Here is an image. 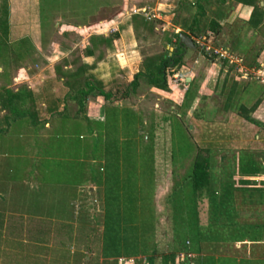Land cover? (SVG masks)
<instances>
[{"label": "rangeland", "instance_id": "obj_1", "mask_svg": "<svg viewBox=\"0 0 264 264\" xmlns=\"http://www.w3.org/2000/svg\"><path fill=\"white\" fill-rule=\"evenodd\" d=\"M234 1L220 4L210 0L205 4V15L197 17L201 31L190 36L184 25L189 23L192 9H178V0H4L8 10V47L5 63L0 62V87L31 88L39 93L36 100L48 105L52 96L64 92L56 81L55 66L62 71L83 66V76L96 86L85 102L88 119L101 117L105 106L118 103L114 99L124 89L128 91L127 98L116 106L131 107L145 122L150 113L156 114L158 124L162 123L160 115L168 114L164 119L172 120L170 116L175 114L183 128L187 126L192 148L184 159L163 167L162 181L154 190L151 205L161 213L159 220L164 225L162 202L173 182L171 176L175 174L178 178L188 170L198 146L209 147L206 153L210 163L209 190H215L218 198L225 189L223 185L232 189L239 167L251 170L260 167L253 179L256 184L264 179L263 28L257 34L253 33L254 29L240 30L237 45L231 49L242 58V65L259 67L263 71L259 77L255 71H247L244 77L237 64L195 48L180 56L179 68L191 77L187 90L182 84L166 80V76L165 90L151 87L141 75L136 79L134 90L128 86L132 75L144 72L146 65L171 54L174 57L171 43L176 42V32L186 33L191 39L207 38L204 29L208 19L225 16ZM173 20L177 22L174 25ZM229 24L221 25L223 32ZM167 26L177 30L168 31ZM105 32L107 36L115 34L111 42L107 46L99 44L91 56L84 55L88 34ZM222 37L212 35L210 43L230 47V38L223 42ZM12 45L18 48L20 56L15 54ZM166 73H170L168 67L164 68ZM46 86L53 88V92ZM97 89L109 92V99H104ZM66 108L71 116L76 104L67 101ZM2 114L0 111V264H65L64 249L84 250L90 226L101 225L99 218L98 222L91 221L86 213L83 228L73 225L70 231L66 227L76 222L72 219L73 208L67 206L73 192L75 195L81 192L74 200L79 207L102 211L100 188L88 183L102 180L100 164L92 166L88 158L93 155L83 154L79 148L88 138L89 130H96L98 124L77 125L76 119L63 117V122L53 120L49 129L42 124L28 129L19 122L6 125ZM79 134L82 140L77 138ZM88 191L94 200L93 206L90 197L84 195ZM260 195L261 203H258L257 195L235 190L234 198L231 197L232 210L234 206L237 208L234 213L230 217L215 215L216 223L231 221L232 224L220 225L216 232L204 226L212 219L211 208L207 193L200 197L198 217L204 226L203 232L198 237L200 240L192 235L194 238L190 236V241L193 247L205 249L200 247L203 250L197 254L201 255L193 259L196 264L201 258L205 264H264V231L259 243L248 240L251 229L248 230V225H264V192ZM232 227L240 231L242 240L232 241L228 237ZM218 232L227 238L219 240L224 245L216 242L221 239ZM188 241V238L184 241L187 252L190 251ZM165 242L166 238H160V243ZM92 243L93 251L99 245L96 236ZM92 259L89 262L94 264Z\"/></svg>", "mask_w": 264, "mask_h": 264}, {"label": "trees", "instance_id": "obj_2", "mask_svg": "<svg viewBox=\"0 0 264 264\" xmlns=\"http://www.w3.org/2000/svg\"><path fill=\"white\" fill-rule=\"evenodd\" d=\"M215 1L225 2V0ZM235 1L251 7L246 21L243 22L234 18L223 32L218 22L214 18H209L204 29L205 33L210 31L213 38L220 34L230 38L229 49L236 47L240 32L244 28L251 27L255 30L263 25L260 0ZM209 2L210 0H195L193 3L178 0V9L193 10L190 14L189 23L186 25L181 23L190 36L201 31V23L197 17L205 15V4ZM7 14L6 3L2 0L0 2V62L2 64L5 63L4 58L8 47ZM176 23V21H172L173 25ZM179 32L174 34L176 42ZM114 35H89L88 44L83 50L84 55H92L94 48L99 44L107 46ZM13 48L15 54L20 56L21 53L17 51L18 48L14 46ZM181 50L178 48L174 54H178ZM171 57H161L157 62L146 65L144 72H135L128 84L129 88L135 89L136 79L141 75L151 87L165 90L167 86L164 68L168 67L169 72L172 73L179 69L182 64L180 55ZM55 68L56 81L64 89L60 96H52L51 102L47 105V102H43V100H36V94L39 93L34 92L31 88L19 86L16 90H12L0 87V111H3L1 118L6 121V125L19 122L20 125H24L28 129H35L40 124L44 126L45 123H48L49 129L53 120L63 122V117L76 119L77 125L82 122L98 124L96 130H89L88 138L79 144V148L81 153L90 152V155H93L91 158L87 157L92 166L100 164L98 170L102 174V180L99 182L92 180L88 183L97 186L98 189L100 188L102 211L98 213L93 207L91 209L84 206L79 207L74 201L77 196L73 192L67 206L73 208L74 218L72 219L74 222L76 219V222L68 223L66 227L70 231H72L73 225L77 229L83 228L85 226L84 220L87 217L86 213L91 221L96 222L99 218L101 225L90 226L87 234V245L84 250L76 248L69 251L64 249L65 264H92L89 262L92 258L94 264H118L119 257H132V264H153L155 258H159L161 264H174L177 252L183 251L185 255L189 252L200 253L202 246L193 247L190 236L194 235L197 240H200L204 226H210L213 232H216L220 225L232 224L231 221L226 224L216 223L215 215L221 213V215L226 214L228 215L226 217H230L229 215L234 213L233 211L237 208L234 206L232 210L231 197L234 196L235 190H246L249 196L257 195L260 199L261 192H264V179L260 184H256L253 179L260 172V167L254 170L249 167H239L232 189L225 184L223 185L225 189H222L220 197L215 196V190H209L210 163L206 154L209 147L198 146L191 156L188 170L178 178L175 174L171 176L173 182L167 189L162 202V216L165 222L162 225L161 220H159L161 213L152 207L151 199L157 185L162 181L163 167L166 165L170 167L176 163L177 159L179 161L184 159L192 148L187 126L183 128L175 114L170 116L172 120L164 119L168 114L160 115L161 120L159 122L162 123L158 124V120L155 119L156 114L150 113V118L145 122L142 115L131 107L113 105H107L103 108L102 120H90L85 115V102L88 95L96 89V86L90 82L88 77L83 76V66H78L73 71H62L57 66ZM187 85L189 84L187 83ZM46 87L53 92V88ZM127 92L124 89L121 94L122 97H125ZM97 93L102 95L104 99L110 97L109 92L97 89ZM67 101L76 104L75 111L71 116L66 112ZM72 123L77 126L74 121ZM81 136L82 134H79L77 138L82 140L83 136ZM168 171L169 174H172L171 168ZM206 193L212 219L206 225L201 226L198 217V204L200 197ZM84 195L90 199L92 197L89 191L88 193L85 192ZM87 198L83 197L84 200L89 201ZM93 202L92 198V206ZM258 203H261V199L258 200ZM76 208L78 209L75 213L74 209L76 210ZM249 229V242L259 243V236L264 231V225L253 223L248 225ZM69 232L65 234L68 236ZM239 232L237 228L232 227V233L228 237L232 238V241L242 240V234ZM217 235L221 237L216 241L218 243L219 240L227 239L220 236L219 232ZM94 236L98 238L99 245L96 246V250L92 251ZM160 238H166V242L160 243ZM186 238L190 243L188 246L190 251L188 252L187 246L184 245ZM219 244L224 245V243ZM187 260L191 259L187 258Z\"/></svg>", "mask_w": 264, "mask_h": 264}, {"label": "crops", "instance_id": "obj_3", "mask_svg": "<svg viewBox=\"0 0 264 264\" xmlns=\"http://www.w3.org/2000/svg\"><path fill=\"white\" fill-rule=\"evenodd\" d=\"M184 1H187V2H190V3H193L195 0H184ZM218 3H222V2H219V1H217ZM226 2H227V0H225V2L223 3V4H226ZM235 3L233 4V6L231 7V9H229L227 12H229V13H227L225 16L223 15V16H219L217 19H216V21L218 22V24L221 26V25H223L224 23H227V24H229L234 18H238L239 20H241V21H246L247 19H248V17H249V13H250V10H251V7L250 6H248V5H242V4H240V3H237L236 1H234ZM159 4H161V3H159ZM259 5L261 6V8H262V12H263V16H262V24L263 25H260L258 28H256L254 31H253V33H255V34H257V31L259 30L260 31V29H262L263 28V32H264V0H260L259 1ZM193 11V10H192ZM171 26H167V29H168V31L170 30V31H172L173 30V32L174 31H176L177 29H174V28H170ZM251 27H247V28H245L244 29V31L245 32H249V31H251ZM94 34H96V33H94ZM263 34V33H262ZM89 35H92V34H88V36H87V38H86V42L85 43H87V39H88V37H89ZM100 35H103V36H107V34H106V32L105 33H100ZM220 36L223 38V42H227V39H228V37L227 36H225L224 34H220ZM143 37V36H142ZM190 37V36H189ZM191 38V37H190ZM88 44V43H87ZM175 46H177V47H175ZM171 47H172V51H173V55H174V57H176L177 55H182L183 54V52H186L187 50H185V51H183V49L178 53V54H174V52H177L178 51V48H180V47H178V45H177V42H176V44H174V43H171ZM174 49H175V51H174ZM248 52H249V50H248ZM89 56H91V55H89ZM173 57V56H172ZM173 57V58H174ZM124 58V57H123ZM254 61H255V59H254ZM189 79H188V81L187 82H189L190 80H191V77H188ZM114 91V90H113ZM116 92H117V90H115ZM127 98V95L125 96V97H122V95H119V96H116V98L114 99L115 101H118V103H107L108 105H113V106H116V105H121V102H122V100H125ZM103 119V110H102V112H101V117H98V118H95V119H91V120H102ZM44 127L45 128H48V123H45L44 124ZM78 195H79V191H78V193L76 194V196H77V198H76V200L78 199ZM202 250H200V252H201ZM181 252H177L176 253V256H175V259H174V264H196V262L195 261H193V259H195V258H197L198 256H200L199 254H197V253H193V252H190V253H187L186 255H183V254H180ZM180 254V255H179ZM215 257H217V256H215ZM120 258V260H118L119 261V263L118 264H132V258L131 257H129V258H126V257H119ZM118 258V259H119ZM187 258H189V259H191V260H187ZM201 259H203V258H201ZM201 259H199V264H205V262H203ZM197 261V260H196ZM153 264H161V262H160V260H159V258H155L154 260H153Z\"/></svg>", "mask_w": 264, "mask_h": 264}, {"label": "built area", "instance_id": "obj_4", "mask_svg": "<svg viewBox=\"0 0 264 264\" xmlns=\"http://www.w3.org/2000/svg\"><path fill=\"white\" fill-rule=\"evenodd\" d=\"M133 13H135V10H133ZM205 35L207 36V38H205V36L201 37L203 41L199 40V38L192 39V42L195 45V48H198V50H202L204 52L208 51L209 53H211V55L215 56L216 59L221 58V59L226 60L228 63L237 64L240 67V71L242 72V75L244 77L247 75L248 73L247 71H251L252 73L253 71H255L254 74L258 75V77L259 75H262L263 71L259 67L254 68V67H246L242 65V58L238 54H235L227 46L212 45V43H210L211 42L210 39L212 38V33L210 31H206ZM187 75H188V72L186 70L179 68L173 71L172 73H169V74L166 73L165 76H166V80L171 81L173 83L182 84V86L186 88ZM263 177H264V174H263Z\"/></svg>", "mask_w": 264, "mask_h": 264}, {"label": "water", "instance_id": "obj_5", "mask_svg": "<svg viewBox=\"0 0 264 264\" xmlns=\"http://www.w3.org/2000/svg\"><path fill=\"white\" fill-rule=\"evenodd\" d=\"M177 45L178 47L182 48L183 51L185 50L194 51L195 50V45L193 44L192 39L186 33H183V32L178 33ZM188 79L189 78L187 77L186 82L188 81Z\"/></svg>", "mask_w": 264, "mask_h": 264}]
</instances>
